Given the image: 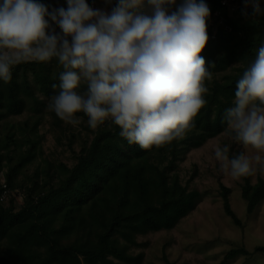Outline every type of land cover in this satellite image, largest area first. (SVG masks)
Segmentation results:
<instances>
[{"label":"trees","instance_id":"trees-1","mask_svg":"<svg viewBox=\"0 0 264 264\" xmlns=\"http://www.w3.org/2000/svg\"><path fill=\"white\" fill-rule=\"evenodd\" d=\"M40 2L67 7L66 0ZM87 2L90 4V0ZM115 2L112 0L113 5ZM204 2L211 14L207 21L209 39L202 55L212 79L206 81L207 104L183 138L143 150L122 138L119 126L110 120L95 130L84 126L92 137L84 139L72 166L61 163L64 176L46 186L37 180L17 184L21 168L36 157L38 141L28 139L32 146L13 163L10 146L19 139L13 125L4 128L7 131L0 136V176L10 190H21L22 203L16 206L13 197L8 202L0 201V264H141L144 254L129 251L144 245L137 235L172 229L195 208L199 192L189 187L192 177L182 183L175 171L177 160L184 151L228 133L223 114L233 106L238 80L264 46V0H259V13H254L245 0ZM180 3L182 0H177ZM229 5L235 9L231 11ZM62 70L56 59L14 66L11 81L0 80V121L21 114L27 97L32 100V108L41 111L45 101L29 83V72L38 91L51 97L55 94L52 84L59 83ZM54 122L61 127V119L56 117ZM229 149L230 158L242 152L232 145ZM49 169L48 164L46 173L51 177ZM250 177L241 178V195L249 213L264 199V177L259 176L255 183ZM229 192V187L221 185L224 210L234 224L241 225L230 206ZM253 252H264V245H256L253 251L234 246L227 250L223 262Z\"/></svg>","mask_w":264,"mask_h":264},{"label":"clouds","instance_id":"clouds-1","mask_svg":"<svg viewBox=\"0 0 264 264\" xmlns=\"http://www.w3.org/2000/svg\"><path fill=\"white\" fill-rule=\"evenodd\" d=\"M112 4V0H104ZM53 7L40 0H0V80L14 66L56 59L62 67L48 108L66 124L87 117L95 130L110 120L143 150L183 138L207 104L212 79L202 53L211 14L204 0H116L111 11L87 0ZM254 13L259 0H245ZM222 123L245 151L215 159L233 179L264 170V46L236 84Z\"/></svg>","mask_w":264,"mask_h":264},{"label":"rangeland","instance_id":"rangeland-1","mask_svg":"<svg viewBox=\"0 0 264 264\" xmlns=\"http://www.w3.org/2000/svg\"><path fill=\"white\" fill-rule=\"evenodd\" d=\"M96 4L95 9L108 12L114 6L106 4L104 0ZM229 6L231 11L235 9V6ZM52 69H55V65ZM28 76L34 92L45 101L41 105V111L36 112L32 108V100L27 97L26 107L21 114L1 119L0 136H3L10 124L13 125L19 139L18 143L10 146L14 153L13 163L19 161L32 146L28 139H37L34 149L36 157L21 168L17 175V184H31L33 180H37L40 185L48 186L56 184L63 175L61 163L68 167L75 163L84 139H89L92 134L84 127L88 125L87 118L83 119L79 115L81 122L75 126L62 120L61 127L56 126L54 121L57 116L48 108L52 96L41 94L32 73L29 72ZM21 128L25 131L21 132ZM217 145H232L242 152L245 151L242 145L223 132L209 138L202 145L183 152L177 160L175 171L182 183L192 177L189 187L199 192L196 206L172 229L137 235V240L144 245L131 247L129 251L133 254H144L141 264H264V252L240 255L223 262L227 250L234 246L253 251L256 245H264V199L252 212L246 210V200L241 195L242 180L233 179L221 170L220 162L214 156ZM48 164L51 177L46 173ZM254 168L255 171L250 177L252 183L259 176L264 177V170L259 165L254 164ZM221 185L230 188V206L241 219V225L234 224L226 214L220 194ZM11 191L14 203L16 206L20 205L21 190L15 188Z\"/></svg>","mask_w":264,"mask_h":264},{"label":"built area","instance_id":"built-area-1","mask_svg":"<svg viewBox=\"0 0 264 264\" xmlns=\"http://www.w3.org/2000/svg\"><path fill=\"white\" fill-rule=\"evenodd\" d=\"M222 2L224 3L225 0H222ZM89 5L93 7L94 9L97 8L95 0H90ZM0 183H1V190H2L0 193V201L7 202L11 197L12 191L6 186V183L2 176H0Z\"/></svg>","mask_w":264,"mask_h":264}]
</instances>
